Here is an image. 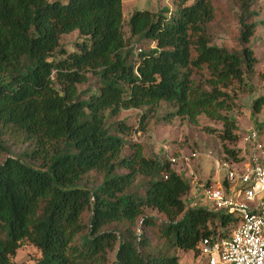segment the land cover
<instances>
[{"label":"trees","instance_id":"16d2710c","mask_svg":"<svg viewBox=\"0 0 264 264\" xmlns=\"http://www.w3.org/2000/svg\"><path fill=\"white\" fill-rule=\"evenodd\" d=\"M187 1L134 10L130 36L145 44L134 52L122 0H0V264H16L24 245L38 252L35 264H182L177 250L201 257L202 238L229 237L236 216L187 206L191 181L125 137L164 104L163 120L204 114L222 122L221 140H238L223 112L248 91L258 62L248 45L252 0L240 3L237 50L213 43L215 0ZM73 31L80 40L62 46ZM89 76L96 88L79 90ZM263 105L264 94L252 109ZM132 108L142 110L137 127L108 123ZM11 145L25 148L13 154ZM221 159L244 160L225 143Z\"/></svg>","mask_w":264,"mask_h":264},{"label":"rangeland","instance_id":"374dc122","mask_svg":"<svg viewBox=\"0 0 264 264\" xmlns=\"http://www.w3.org/2000/svg\"><path fill=\"white\" fill-rule=\"evenodd\" d=\"M52 1V0H49ZM64 2L65 0H60ZM180 0H122L123 15V33L124 37L132 42L134 52L135 48L145 46L144 43L135 42L130 36L128 19L134 10L147 9L152 12H158L164 8L173 11ZM192 0H188L189 4ZM218 5L217 18L214 21L213 43L224 45L229 49H239L241 24L239 22L241 14V0H215ZM250 10H254L256 15L250 16L248 22H255L256 27L250 38L249 46L254 51L258 62L254 66L253 74L247 77V90L238 94L235 100V107L232 111H225L230 118L234 119L236 129L233 131L238 140L234 143L224 142L220 139L219 133L223 129L222 122L210 119L204 114L199 115L197 122H191L187 118L173 117L170 120H163L162 115L168 111V108L161 104L155 112L149 117L144 130L132 132L125 137L129 140L139 142L146 156L157 155L159 157L175 156L178 160L173 164L184 178L191 181V191L183 197L187 206H191L194 201L201 196L202 189L200 184H205L207 179L212 184L222 181L225 172L217 171L214 165V158H223V143L228 147L240 149V154L244 161H249L253 150L256 148V154L264 162V132H260L257 125L264 123V105L259 113L252 109V103L255 98L264 94V0H252ZM77 31L63 34L60 37V44L69 48L74 42L80 40ZM97 86L96 78L89 76L86 83L78 85L79 90L85 91L87 88L94 90ZM250 89V90H249ZM141 109H125L118 115L108 118V123L125 121L128 125L137 127ZM255 133L256 136L252 137ZM260 145V148H258ZM167 147V148H164ZM25 148V145H11L13 154H19ZM167 149V150H166ZM129 152V149H126ZM198 153L196 157H190L187 161L184 156L191 153ZM8 154L3 153L1 159ZM165 155V156H164ZM0 159V160H1ZM222 160V159H221ZM94 182L98 177H92ZM140 182V179L138 180ZM206 208H212V204L207 202ZM145 214L157 218L159 221L166 217L154 209L146 208ZM141 231V229L139 230ZM147 235L151 236L147 229ZM179 262L182 264H201L202 258L195 255L194 251L177 250ZM39 257L38 252L30 245H24L14 258L16 264H35ZM109 262L113 259V252H109Z\"/></svg>","mask_w":264,"mask_h":264},{"label":"built area","instance_id":"2783aa9c","mask_svg":"<svg viewBox=\"0 0 264 264\" xmlns=\"http://www.w3.org/2000/svg\"><path fill=\"white\" fill-rule=\"evenodd\" d=\"M255 152L256 148L249 161L214 158L215 169L224 171L225 176L217 184H200L201 196L191 204L206 208L210 202L209 210L225 211L239 220L227 238H202L199 253L205 264H264V162ZM197 154L191 153L183 160ZM167 158L171 163L178 160L175 156Z\"/></svg>","mask_w":264,"mask_h":264}]
</instances>
